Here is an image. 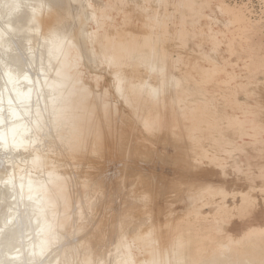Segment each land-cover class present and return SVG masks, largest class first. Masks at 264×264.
<instances>
[{"label": "bare ground", "instance_id": "6f19581e", "mask_svg": "<svg viewBox=\"0 0 264 264\" xmlns=\"http://www.w3.org/2000/svg\"><path fill=\"white\" fill-rule=\"evenodd\" d=\"M258 31L224 0H0V264H264Z\"/></svg>", "mask_w": 264, "mask_h": 264}, {"label": "rangeland", "instance_id": "374dc122", "mask_svg": "<svg viewBox=\"0 0 264 264\" xmlns=\"http://www.w3.org/2000/svg\"><path fill=\"white\" fill-rule=\"evenodd\" d=\"M224 1L229 5L242 7L244 13L246 14V16L249 19V22L251 24H255L256 27L259 29V31L256 32L257 37H256L255 41L261 46V50L260 51L256 50V52H255L256 64L252 60V62H253L252 69H253V71L264 72V0H224ZM66 43H72V40L71 39L66 40ZM63 55H64V59L66 62L65 63L66 68L71 67V66H74L76 68L79 67L80 61L78 59H76L77 54H76V51L74 50L73 47L69 46L64 51ZM243 55H247V53H243ZM233 70L235 72H239L241 74L242 77L238 80V82L242 81L244 84V81H246V79H248V76L246 75L243 67L241 69V67L237 66V67H234ZM262 72H258L256 74V77L260 78L259 79L260 83L264 82V73H262ZM255 82L257 84L259 83L258 81H255ZM255 82H253L252 85H256ZM212 89H213V87H212ZM258 92H259L260 96H263L264 95V88H262V90H259ZM240 100L245 102V103L248 102V98H241ZM256 113L257 114L255 116H253L255 121H252V123L255 125V128H258L261 126H259V123L256 124V121L262 117L263 112L256 110ZM259 194H260V192L257 191V193H256V191H254V195L257 198V202L259 200H261V196L258 197Z\"/></svg>", "mask_w": 264, "mask_h": 264}, {"label": "snow or ice", "instance_id": "6c2138e0", "mask_svg": "<svg viewBox=\"0 0 264 264\" xmlns=\"http://www.w3.org/2000/svg\"><path fill=\"white\" fill-rule=\"evenodd\" d=\"M10 7V6H9ZM18 7V6H17ZM24 99H26V98H24ZM22 102H23V100H22ZM3 110L2 109H0V112H2ZM14 115L16 114L15 112L13 113ZM0 123H3V117L2 116H0ZM7 143V141H6V139H5V136L3 135V133H0V145H2V144H6ZM23 142H21V144H22ZM13 146H21V145H17V143H16V141H15V138H13ZM38 160H39V158L37 157L36 158V161L35 162H38ZM3 183H5V184H11L12 185V187L13 188H15V183H14V180H13V178H9L8 180H5V181H3Z\"/></svg>", "mask_w": 264, "mask_h": 264}]
</instances>
